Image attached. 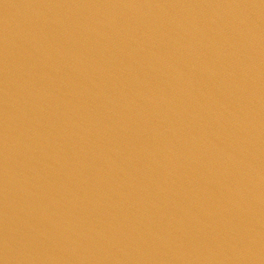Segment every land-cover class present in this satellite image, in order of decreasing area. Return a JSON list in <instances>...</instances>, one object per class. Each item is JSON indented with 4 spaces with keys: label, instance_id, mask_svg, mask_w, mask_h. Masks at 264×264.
Listing matches in <instances>:
<instances>
[{
    "label": "water",
    "instance_id": "water-1",
    "mask_svg": "<svg viewBox=\"0 0 264 264\" xmlns=\"http://www.w3.org/2000/svg\"><path fill=\"white\" fill-rule=\"evenodd\" d=\"M0 264H264V0H0Z\"/></svg>",
    "mask_w": 264,
    "mask_h": 264
}]
</instances>
